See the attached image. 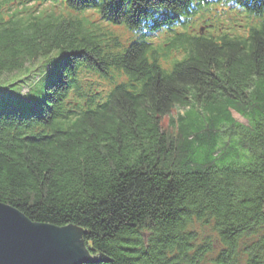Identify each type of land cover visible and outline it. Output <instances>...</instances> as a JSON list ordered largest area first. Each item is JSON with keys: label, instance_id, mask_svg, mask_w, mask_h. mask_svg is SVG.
<instances>
[{"label": "trees", "instance_id": "16d2710c", "mask_svg": "<svg viewBox=\"0 0 264 264\" xmlns=\"http://www.w3.org/2000/svg\"><path fill=\"white\" fill-rule=\"evenodd\" d=\"M48 1L0 0V78L61 52L38 107H0V202L78 229L85 264H199L211 245L195 224L221 242L216 264H264V21L234 37L191 35L174 28L193 0H64L137 33L121 50L80 35L61 4H30ZM226 1L264 15V0ZM161 30L174 34L168 45L144 41ZM171 49L183 56L167 70L159 57Z\"/></svg>", "mask_w": 264, "mask_h": 264}, {"label": "rangeland", "instance_id": "374dc122", "mask_svg": "<svg viewBox=\"0 0 264 264\" xmlns=\"http://www.w3.org/2000/svg\"><path fill=\"white\" fill-rule=\"evenodd\" d=\"M213 1L214 2L208 3L207 5L202 3L199 7H202V9H207V11L210 13L212 23L215 26L218 24L224 25L227 28L228 34L231 36H235L240 33L238 29H241L242 27L238 28L237 26H243L245 29L243 34H246L250 27L254 25L260 26L264 21V16L261 20L258 19L256 21L255 18L246 11L232 5L230 2L228 3L226 0ZM48 2L51 4H45L43 6H40L41 4L36 5L34 2H30V4L36 8V11L43 9L42 12H45V10H54L55 12H58L62 5L66 12L60 10L59 13H62V15H68L79 21L75 26L79 30L80 35L85 36L88 40L100 43L104 46L118 43L119 49L121 50L128 48L130 44L139 40L138 34L132 30H129L126 26L114 25L100 20L97 12L94 10L78 12L69 10L65 6L64 0ZM198 3L200 2L196 1V4ZM52 4L61 5H57L55 9ZM227 5L230 6L226 9ZM14 7V4L8 6L7 8H10L8 12L11 13ZM28 7L31 6L28 5ZM32 14L34 16L37 15L35 11H33ZM221 14L223 19L219 17ZM41 16L46 18V14L44 13L41 14ZM220 27L223 29L222 26ZM223 32L226 31L223 29ZM161 40L162 38H158L155 41L159 43ZM147 41L151 42L152 38H147ZM166 42L167 40L163 41V43ZM182 56L183 54H179L176 49H171L167 52H164V55H162L159 60L164 69L170 70L172 64L175 63L177 59L180 60ZM60 59V50H54L50 54L39 57L34 62L27 64L22 70L0 78V107L16 108L21 112H26L29 108L38 107L44 98L47 82L58 75L60 69ZM93 81L95 88H98L99 90L103 89L108 91L111 87V81L107 78L94 77ZM25 90H28V93H26ZM24 92L26 93L25 95ZM181 114V110L173 109L170 116L175 121L178 115L180 116ZM232 116L237 122L241 124L246 123V121L238 114L232 112ZM168 123L169 118H163L161 121V128L164 130V132L175 135V126L171 127ZM194 228L200 233L199 240L201 242L205 240L211 245V251L205 255L204 259L199 264H216L215 260L217 259L219 252L223 249L217 235L211 230L209 226L203 227L200 224H195Z\"/></svg>", "mask_w": 264, "mask_h": 264}, {"label": "water", "instance_id": "95a60500", "mask_svg": "<svg viewBox=\"0 0 264 264\" xmlns=\"http://www.w3.org/2000/svg\"><path fill=\"white\" fill-rule=\"evenodd\" d=\"M92 258L73 226L30 221L0 202V264H85Z\"/></svg>", "mask_w": 264, "mask_h": 264}]
</instances>
